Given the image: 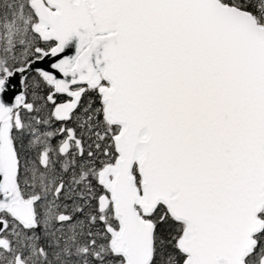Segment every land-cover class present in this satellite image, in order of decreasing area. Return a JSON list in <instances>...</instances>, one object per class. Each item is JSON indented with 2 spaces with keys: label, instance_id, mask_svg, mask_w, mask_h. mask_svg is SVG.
<instances>
[{
  "label": "snow or ice",
  "instance_id": "snow-or-ice-1",
  "mask_svg": "<svg viewBox=\"0 0 264 264\" xmlns=\"http://www.w3.org/2000/svg\"><path fill=\"white\" fill-rule=\"evenodd\" d=\"M0 264H264V0H0Z\"/></svg>",
  "mask_w": 264,
  "mask_h": 264
}]
</instances>
